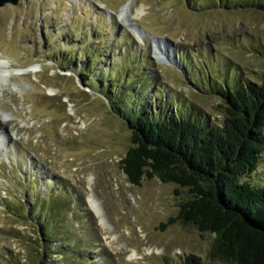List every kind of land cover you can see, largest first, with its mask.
I'll list each match as a JSON object with an SVG mask.
<instances>
[{"label":"rangeland","instance_id":"rangeland-1","mask_svg":"<svg viewBox=\"0 0 264 264\" xmlns=\"http://www.w3.org/2000/svg\"><path fill=\"white\" fill-rule=\"evenodd\" d=\"M187 2L17 0L0 6V60L26 70L0 76V264H183L188 255L201 264H237L221 258L218 235L179 219L186 188L157 177H144L140 186L127 180L120 159L129 131L89 81L110 86L105 67L121 81L148 71L155 81L135 91H157L219 122L220 100L203 88L258 82L264 13ZM125 4L129 12L120 17ZM251 177L264 181V153ZM90 192L101 205V222L87 205ZM52 196L69 204L52 232L55 255L43 253L36 221L24 216L36 198Z\"/></svg>","mask_w":264,"mask_h":264},{"label":"trees","instance_id":"trees-1","mask_svg":"<svg viewBox=\"0 0 264 264\" xmlns=\"http://www.w3.org/2000/svg\"><path fill=\"white\" fill-rule=\"evenodd\" d=\"M187 1L204 9L264 13V0ZM105 69L110 86L104 87L94 77L89 81L100 87L129 131L130 145L120 159L127 180L140 186L144 177H157L186 188L189 198L181 205L179 219L191 222L200 232L218 235L216 248L221 258L233 257L237 264H264V181L251 177L264 153V72L256 83L246 79L238 85L219 83L203 88L220 100L223 117L214 123L157 91L150 89L147 96L135 91V85L155 81L151 72L121 81L109 67ZM68 206L52 196L44 201L36 198L30 210L23 209L24 216L36 221L44 254L58 253L49 251L57 248L51 236ZM183 264L201 262L188 255Z\"/></svg>","mask_w":264,"mask_h":264},{"label":"bare ground","instance_id":"bare-ground-1","mask_svg":"<svg viewBox=\"0 0 264 264\" xmlns=\"http://www.w3.org/2000/svg\"><path fill=\"white\" fill-rule=\"evenodd\" d=\"M129 10V5L128 4H125L121 11L119 12V16H126L127 15V12ZM141 11H143L141 9ZM140 13V12H139ZM158 47H156V51H155V54H157V58L159 60H163L162 56H163V53L159 52ZM31 71H34L33 69ZM26 70H22V69H18V68H11L10 67V64L9 62H7L6 60H0V76L2 77H8L11 76L12 74H22V73H25ZM87 205L89 207V209L94 213V215L99 218V221H103L104 220V214L102 212V209H101V205L100 203L98 202V200L95 198V196L93 195V193H89L88 197H87ZM136 257L137 256V252L136 251H133L132 252V255L130 257Z\"/></svg>","mask_w":264,"mask_h":264},{"label":"water","instance_id":"water-1","mask_svg":"<svg viewBox=\"0 0 264 264\" xmlns=\"http://www.w3.org/2000/svg\"><path fill=\"white\" fill-rule=\"evenodd\" d=\"M8 1H10L12 4H16L17 3V0H4V1L0 2V6L3 5L4 2H8Z\"/></svg>","mask_w":264,"mask_h":264}]
</instances>
